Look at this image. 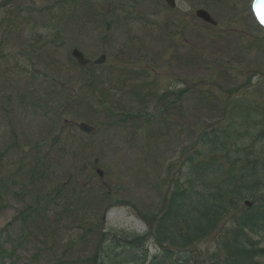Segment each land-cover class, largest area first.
Returning a JSON list of instances; mask_svg holds the SVG:
<instances>
[{
    "label": "rangeland",
    "instance_id": "1",
    "mask_svg": "<svg viewBox=\"0 0 264 264\" xmlns=\"http://www.w3.org/2000/svg\"><path fill=\"white\" fill-rule=\"evenodd\" d=\"M174 1L170 7L163 0H79L52 19L40 10L49 0H0V177L6 179L0 192V230L5 240L0 239L4 248L0 247V264H95L103 234L114 238V234L147 232L141 215L157 209L160 194L173 186L181 166V148L189 139L181 124L197 129L202 121L222 123L202 120L195 93L254 99L264 110V29L252 17L253 0ZM89 5L97 12L95 18L128 12L125 25L137 22L132 29L103 36L99 29L105 25L88 13ZM200 8L216 24L199 18ZM56 30L64 33L55 37ZM138 37H143L142 50L130 57L128 42L139 41ZM34 41L38 45L31 47ZM73 48L89 59L84 67L91 71L98 65L93 61L105 55L101 64L106 63L112 75L114 101L122 96L119 101L123 105L125 100L129 111L143 112L146 104L136 99L128 103L122 95L120 80L128 75L126 68L145 69L153 91L182 89L181 97L190 96L180 109H171L164 123L136 119L124 132L108 128L105 109L92 117H80L64 104L52 109L45 95L49 91L51 97L53 91L43 89V72L56 80L76 77L78 71L67 68ZM103 74L97 72L101 77L97 95L109 91ZM80 83L77 79L74 84ZM89 99L93 104L94 97ZM31 100L42 105L35 109ZM146 111L149 115L154 111L153 102ZM180 112L185 113L183 123ZM80 122L96 131H81ZM161 130L164 137L159 136ZM35 159H41L43 178L29 176V182H35L24 196L18 192L22 168L25 172ZM98 169L103 171L102 179ZM37 197L56 200L41 203L48 207L42 214L45 220L37 217L36 225L28 220L23 226L16 216ZM63 203L72 205L65 210ZM213 245L209 237L194 248ZM136 251L145 257L146 250Z\"/></svg>",
    "mask_w": 264,
    "mask_h": 264
},
{
    "label": "trees",
    "instance_id": "2",
    "mask_svg": "<svg viewBox=\"0 0 264 264\" xmlns=\"http://www.w3.org/2000/svg\"><path fill=\"white\" fill-rule=\"evenodd\" d=\"M49 1L40 10L45 17L49 15L52 19L59 11H66L67 4L79 2ZM88 13L94 18L97 14L92 5H89ZM127 14L129 13L95 18V21H101L105 25V28L99 29L100 33L111 36L123 28L132 29L137 20L131 22L129 19L130 22L125 25L130 18ZM121 16L124 18L123 22L119 20ZM63 33V30H56L53 36L59 37ZM142 38L138 37L139 41L132 38L128 42V56L140 54ZM108 44L112 47V42ZM37 45L34 41L31 47ZM136 57L142 59L140 55ZM175 57L177 58L176 55ZM72 63L75 61L71 59L67 68H73L74 72L76 69L78 74L75 72L77 76L67 80L62 76L56 80L43 72V89L47 92L51 87L53 91L51 97H48L49 91L45 95L46 102L50 101L46 105H52L51 108L56 109L64 104L70 110H76L80 117H92L98 110L105 109L103 112L109 119L108 128L112 126L120 132H124L127 124L136 119H141L145 124L160 119L164 123V120L167 121L166 116L171 115V109H180L182 102L190 96L181 97L185 93L182 89L153 91L145 69L126 68L128 75L120 80L122 95L127 98L128 103L136 99L146 104L143 112L129 111L124 107L126 101L124 100L123 105L119 101L122 96L114 101V81L106 71V63L96 65V70L93 71L90 67ZM97 72L104 73V81L109 86L106 89L109 91L105 94L97 95L96 90L101 83ZM140 78L144 80L140 81ZM77 79L81 83L75 86ZM47 80L50 83L45 82ZM126 85L128 88L125 90ZM195 96L203 110V113L200 112L202 120L218 119L222 123L219 125L202 121L203 124L197 129L181 124L182 133L189 139L181 148V166L174 177L173 186L160 194L159 204L152 214L141 215L150 231L147 230L144 234L132 232L129 236L114 234V238L103 234L101 241L104 240V244L97 252L95 264H264V110L258 109V103L254 99L244 101L241 97H217L203 92H197ZM89 97H94L93 104L96 105L91 103ZM202 99L208 102L203 103ZM151 102L154 111L150 115L145 114ZM31 103H36L35 109L42 105L41 101L33 103L31 100ZM184 114L181 113L182 123L186 119ZM135 128H140L139 123H135ZM159 136H165L162 130ZM22 171L24 179L18 192L27 196L29 187L35 182H29V176L36 175L38 181L43 178L41 159H35L34 165H29L25 172L22 168ZM4 186L6 179L1 176L0 191ZM55 200L37 197L36 203L23 209L16 219L23 226L28 220L36 225V218H42L48 208L41 203L49 205ZM247 200L251 202L249 206L245 205ZM64 205L65 210H68L72 204ZM209 237L213 238V247L194 248ZM147 242H150L153 250L150 254L143 252L146 254L143 257L136 250H145L143 246L144 243L147 246Z\"/></svg>",
    "mask_w": 264,
    "mask_h": 264
},
{
    "label": "water",
    "instance_id": "3",
    "mask_svg": "<svg viewBox=\"0 0 264 264\" xmlns=\"http://www.w3.org/2000/svg\"><path fill=\"white\" fill-rule=\"evenodd\" d=\"M169 6L173 7L174 6V0H164ZM196 15L201 18L204 22H207L209 24H212L214 25L215 24V20L209 15V13L204 10V9H198L196 11ZM71 55L76 59V61L79 63V64H86L87 63V60L84 58L83 54L76 48H74L72 51H71ZM104 56L102 55L101 57H99L98 59H96L94 61V63L98 64V63H101L103 60H104ZM79 129L82 130V131H85V132H91L92 131V127L87 125L86 123H80L79 125ZM97 174L99 176L100 179H102L103 177V172L102 170L98 169L97 170ZM102 184L105 186V184L103 183V180L101 181ZM247 205L250 204V202H246Z\"/></svg>",
    "mask_w": 264,
    "mask_h": 264
}]
</instances>
